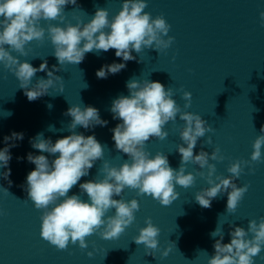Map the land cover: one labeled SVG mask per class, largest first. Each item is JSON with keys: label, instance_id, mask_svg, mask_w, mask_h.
I'll list each match as a JSON object with an SVG mask.
<instances>
[{"label": "clouds", "instance_id": "9594fccd", "mask_svg": "<svg viewBox=\"0 0 264 264\" xmlns=\"http://www.w3.org/2000/svg\"><path fill=\"white\" fill-rule=\"evenodd\" d=\"M69 4L77 5V0H0V65L14 74L19 81V88L24 90L30 102L48 95L57 82L59 93H63V79L55 73L61 71L66 63H82L87 53L114 49L115 56L122 59L121 63L105 64L96 71L98 79H106L110 74L115 75L125 69L128 61L136 60L133 52L139 55L145 49H153L160 54L174 42L175 38L168 35L171 25L163 15L153 18L144 11L146 0H123L121 10L111 20L106 8H97L86 23L64 26L49 23L47 29L41 26L42 20L63 22L64 9ZM260 20L264 24V12L260 13ZM46 33L54 48L52 54L60 67L53 65L49 70L47 60L38 68L27 60L21 61L19 56L28 55L26 45L34 40L43 41ZM13 52L19 56L13 55ZM38 72H46L47 78L41 77L33 84ZM126 88L129 95L114 99L110 108L113 119L121 121L111 129L114 147L128 157L119 167L111 166L104 160L105 146L95 134L85 136L75 131L78 126L85 130L107 126L108 121L102 119L99 110L93 106L72 105L67 109L64 115L71 117L68 129L72 134L54 143L50 138L45 139L43 133L29 140L33 149L55 157L50 161L43 154L29 152L26 158L35 165V169L27 174L26 184L22 187L27 199L33 202L36 209L42 210L41 237L57 250H67L69 243H78L79 248L85 250L88 248L86 238L97 232L105 240L121 235L135 221V213L140 208L137 199L125 201L122 198L126 188L137 190L138 195L151 196L162 206H170L179 198L176 185L187 189L195 183L196 177L185 169L189 162L198 165L199 169H208L207 183L210 186L195 194L196 202L203 208H210L213 199L226 193V211L235 213L250 187L249 184L238 186L235 181L245 167L250 172L254 171L251 162L264 161L262 126L261 134L252 144L250 161L232 162L227 168L231 175L216 176L218 182L213 181L211 177L216 172V166L209 161L224 160L220 148L216 147L211 154L203 149L194 154V149L200 138L215 129L200 114L182 111L173 99V89L166 88L159 81L133 78L126 82ZM180 91L186 101L184 108L187 109L191 105L192 94L182 88ZM48 107L51 108V105ZM178 115L184 122L180 131L183 143L177 146L181 157L180 166L173 169L166 154L158 152L152 156L146 151L145 145L152 138L165 140L169 135L165 125L174 122ZM49 130L54 129L50 126ZM23 139L22 132H12L4 137L6 146L0 149V168L7 169L0 176L8 181L9 187L12 185L9 179V162L12 159L10 148L18 146L9 142ZM206 143L212 144L211 137ZM98 160L102 161L98 175L102 174L103 178L79 183L82 177L89 175V170ZM199 175L203 177L204 173L200 172ZM77 184L81 193L87 194V201L81 199L80 195L68 194ZM0 190L6 195L10 194L7 188L0 187ZM112 209L115 210L114 215L105 219L106 213ZM145 224L133 240L137 245L145 246L147 255L154 256L153 252L159 246L160 229L150 217L145 219ZM210 235L220 236V239L213 245L214 254L208 264H254V258L264 249V217L259 219V223L254 219L248 221L247 229L233 226L229 233L230 243L222 242L223 233L219 228ZM170 250L166 249L162 255L168 256ZM93 254L92 251L87 252L90 258Z\"/></svg>", "mask_w": 264, "mask_h": 264}]
</instances>
